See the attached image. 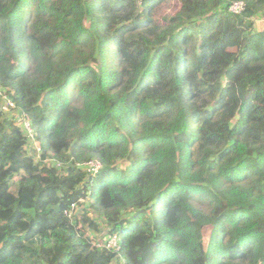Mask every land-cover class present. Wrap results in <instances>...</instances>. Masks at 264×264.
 Here are the masks:
<instances>
[{
	"label": "trees",
	"instance_id": "1",
	"mask_svg": "<svg viewBox=\"0 0 264 264\" xmlns=\"http://www.w3.org/2000/svg\"><path fill=\"white\" fill-rule=\"evenodd\" d=\"M256 19L264 0H0V264H264Z\"/></svg>",
	"mask_w": 264,
	"mask_h": 264
},
{
	"label": "built area",
	"instance_id": "2",
	"mask_svg": "<svg viewBox=\"0 0 264 264\" xmlns=\"http://www.w3.org/2000/svg\"><path fill=\"white\" fill-rule=\"evenodd\" d=\"M245 9V4L244 2H236L234 3L229 10L233 13V14H241ZM0 100L2 101L0 107L2 108L3 111L5 112H11L13 109L16 108L15 103L13 102V100L9 99V97L6 95L5 91L2 89V87L0 86ZM18 122L19 124H22V128L25 130L27 136L32 139L35 140V133L33 131L32 125L30 123V121L26 118L25 115L18 117ZM37 145V143H35ZM85 167L87 168V171L91 174V175H96L100 172V170L102 169V164L98 161V160H93L90 162H87L85 164ZM83 201V200H82ZM75 206L72 207V209H74ZM106 247L108 249H114L116 251L120 250V244H119V238L117 234H113V235H109L108 238L106 239Z\"/></svg>",
	"mask_w": 264,
	"mask_h": 264
},
{
	"label": "rangeland",
	"instance_id": "3",
	"mask_svg": "<svg viewBox=\"0 0 264 264\" xmlns=\"http://www.w3.org/2000/svg\"><path fill=\"white\" fill-rule=\"evenodd\" d=\"M173 5H175V4L172 3V5L169 8L167 6L163 10L162 15L170 14V12L173 9L172 8ZM256 28H258V29H264V19H256ZM242 74L245 75V76H249L251 74V72L250 71H243ZM239 116H240L239 108H236L235 110H232V112L230 113V118H231L230 120H231V122L234 124L238 120ZM219 125H220V123L217 125V127H219ZM36 147L37 146L34 145V148L35 149H37Z\"/></svg>",
	"mask_w": 264,
	"mask_h": 264
}]
</instances>
